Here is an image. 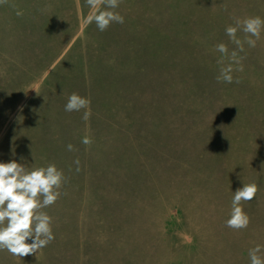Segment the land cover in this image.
I'll list each match as a JSON object with an SVG mask.
<instances>
[{
	"label": "rangeland",
	"instance_id": "1",
	"mask_svg": "<svg viewBox=\"0 0 264 264\" xmlns=\"http://www.w3.org/2000/svg\"><path fill=\"white\" fill-rule=\"evenodd\" d=\"M94 11L0 4V162L65 177L43 209L54 241L38 256L0 250V264H250L264 246V30L240 52L225 29L264 19V0H120L124 23L103 32ZM229 63L233 83L218 82ZM73 92L91 101L87 121L64 110ZM253 182L250 224L233 230L234 192Z\"/></svg>",
	"mask_w": 264,
	"mask_h": 264
},
{
	"label": "clouds",
	"instance_id": "2",
	"mask_svg": "<svg viewBox=\"0 0 264 264\" xmlns=\"http://www.w3.org/2000/svg\"><path fill=\"white\" fill-rule=\"evenodd\" d=\"M3 3H6V0H0V4ZM86 3L95 10L87 17V23L94 22L99 31L107 30L112 23H124V17L114 11L119 7L120 0H86ZM21 14L17 12V15ZM238 30L246 34L243 43L237 38ZM262 30L264 19L255 16L242 21L237 20L236 26H228L225 32L239 51L243 52L244 43L250 48L256 47ZM215 49L223 56L229 57L231 62L240 65L236 70L243 71L241 64L243 58L238 56L237 51L234 50L229 55L224 43L216 45ZM220 63L223 64V60ZM232 72V63L221 67L220 74L216 77L217 81L233 83ZM235 82L239 83V80ZM90 104L88 98L73 92L68 97L64 110L72 112L85 109L82 118L87 121L91 115ZM82 142L90 144L92 141L85 137ZM67 147L69 151L73 150L71 144ZM75 163L79 165V160L77 159ZM76 170L79 171V167ZM64 181L63 171L55 164L50 163L46 167L30 170L15 160L0 162V250H7L11 255L22 258L39 254L54 241L52 217L43 209L52 206L60 198L62 195L60 189ZM258 190V185L254 182L243 184V187L236 189L231 201L230 218L226 221L227 227L239 231L249 226L250 217L243 210L241 203L252 201ZM248 255L250 264H264V246L256 245L250 248Z\"/></svg>",
	"mask_w": 264,
	"mask_h": 264
}]
</instances>
